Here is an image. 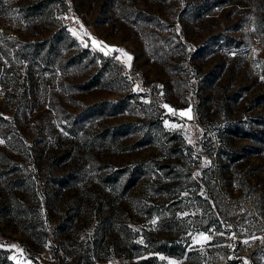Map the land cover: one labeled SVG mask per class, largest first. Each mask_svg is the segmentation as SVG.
Returning a JSON list of instances; mask_svg holds the SVG:
<instances>
[{"label":"rangeland","instance_id":"374dc122","mask_svg":"<svg viewBox=\"0 0 264 264\" xmlns=\"http://www.w3.org/2000/svg\"><path fill=\"white\" fill-rule=\"evenodd\" d=\"M263 44L264 0H0V257L264 264Z\"/></svg>","mask_w":264,"mask_h":264},{"label":"trees","instance_id":"16d2710c","mask_svg":"<svg viewBox=\"0 0 264 264\" xmlns=\"http://www.w3.org/2000/svg\"><path fill=\"white\" fill-rule=\"evenodd\" d=\"M54 37L55 36H52L49 39L44 40L43 42H38V43L35 44V46L42 48L44 44H47V43H50V42L52 43V41H54V39H55ZM76 55H78V54H76ZM99 75H100L99 73L98 74H95L92 77L91 82L92 83H96L97 79H99ZM120 102H122V100H119V103ZM102 104H105V102L96 103V104H94L93 108L100 107ZM165 251L171 252L169 250H165ZM0 264H16V263L12 262L6 256H3L2 258L0 257Z\"/></svg>","mask_w":264,"mask_h":264},{"label":"snow or ice","instance_id":"6c2138e0","mask_svg":"<svg viewBox=\"0 0 264 264\" xmlns=\"http://www.w3.org/2000/svg\"><path fill=\"white\" fill-rule=\"evenodd\" d=\"M74 35H75V33H73ZM94 43H97V44H99V43H102V42H97V41H93ZM85 46H87V45H85ZM106 47V46H105ZM103 50V49H102ZM112 51H120V52H123V50L122 49H111ZM105 54H107V53H105ZM124 55H128L127 53H124ZM132 59V57L130 56V55H128V60H131ZM165 107H168L167 105L165 106ZM169 111H174V110H172L171 108H169ZM191 110L189 109L188 110V112H190ZM182 116L183 115H186L187 113H184V112H182V113H180ZM189 118H191V117H189ZM200 239L201 240H208L209 239V237L208 236H206V235H203V234H201V236H200Z\"/></svg>","mask_w":264,"mask_h":264},{"label":"built area","instance_id":"2783aa9c","mask_svg":"<svg viewBox=\"0 0 264 264\" xmlns=\"http://www.w3.org/2000/svg\"><path fill=\"white\" fill-rule=\"evenodd\" d=\"M263 47H264V44H263ZM246 55H250V52L247 51V52H246ZM152 91H153V90H152L151 88H149V89L147 90L148 93H150V92H152ZM138 107H140V104H138Z\"/></svg>","mask_w":264,"mask_h":264}]
</instances>
